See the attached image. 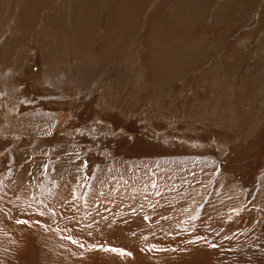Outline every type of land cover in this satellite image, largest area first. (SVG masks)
<instances>
[{
	"label": "rangeland",
	"instance_id": "374dc122",
	"mask_svg": "<svg viewBox=\"0 0 264 264\" xmlns=\"http://www.w3.org/2000/svg\"><path fill=\"white\" fill-rule=\"evenodd\" d=\"M0 264H264V0H0Z\"/></svg>",
	"mask_w": 264,
	"mask_h": 264
},
{
	"label": "snow or ice",
	"instance_id": "6c2138e0",
	"mask_svg": "<svg viewBox=\"0 0 264 264\" xmlns=\"http://www.w3.org/2000/svg\"><path fill=\"white\" fill-rule=\"evenodd\" d=\"M18 223H21V221H17ZM102 251H108V252H113V253H117L121 256H124V255H128V253H125L123 252L122 250H119V249H113V248H109V249H100Z\"/></svg>",
	"mask_w": 264,
	"mask_h": 264
},
{
	"label": "bare ground",
	"instance_id": "6f19581e",
	"mask_svg": "<svg viewBox=\"0 0 264 264\" xmlns=\"http://www.w3.org/2000/svg\"><path fill=\"white\" fill-rule=\"evenodd\" d=\"M167 221H168V220H167ZM139 224H140V223H139ZM136 226L139 227V225H136ZM168 226H169V225H168ZM170 226H171V225H170ZM132 227L134 228V226H132ZM133 228H132V229H133ZM137 229H138V228H137ZM140 229H141V228H140ZM134 230H135V229H134ZM163 230H164V229H163ZM173 230H175V229L173 228ZM126 231H127V230H126ZM136 232H137V231H136ZM138 232H139V231H138ZM164 232H165V231H164ZM116 233H117V232H116ZM173 233H174V232H172V234H173ZM245 233H246V232H245ZM165 234H167V232H166ZM220 234H221V233H220ZM228 234H230V233H228ZM115 235H116V234H115ZM115 235H114V236H115ZM209 235H210V234H209ZM195 236H196V234L193 235V238H194ZM226 236H227V235H226ZM226 236H225V237H226ZM112 237H113V236H112ZM158 238H160V237H158ZM206 238H207V237H206ZM137 240H138V241H141L140 236H139V238H138ZM112 241H114V240H112ZM115 241H116V240H115ZM180 241H181V240H180ZM184 241H185V240H184ZM130 243H133V242H130ZM159 244H160V243H159ZM182 244H183V243H182ZM160 245H161V244H160ZM188 245H189V244H188ZM166 246H167V245H166ZM174 246H175V245H174ZM186 246H187V245H186ZM161 247H162V246H161ZM171 247H172V246H171ZM158 250H160V249H158ZM170 252H171V251H170ZM170 252H169V253H170ZM163 257H164V256H163Z\"/></svg>",
	"mask_w": 264,
	"mask_h": 264
}]
</instances>
